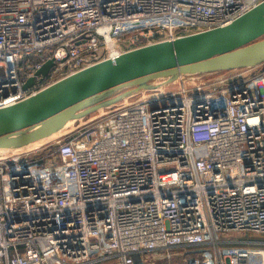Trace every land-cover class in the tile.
<instances>
[{
  "label": "built area",
  "instance_id": "built-area-1",
  "mask_svg": "<svg viewBox=\"0 0 264 264\" xmlns=\"http://www.w3.org/2000/svg\"><path fill=\"white\" fill-rule=\"evenodd\" d=\"M261 1L0 0V107ZM230 73L178 78L0 151V264H160L173 249L180 264H264V240L225 235L264 234V63Z\"/></svg>",
  "mask_w": 264,
  "mask_h": 264
},
{
  "label": "water",
  "instance_id": "water-1",
  "mask_svg": "<svg viewBox=\"0 0 264 264\" xmlns=\"http://www.w3.org/2000/svg\"><path fill=\"white\" fill-rule=\"evenodd\" d=\"M264 63V0L230 23L126 50L66 75L27 98L0 107V151L26 147L135 93L196 74ZM49 58L23 84L45 78Z\"/></svg>",
  "mask_w": 264,
  "mask_h": 264
},
{
  "label": "rangeland",
  "instance_id": "rangeland-1",
  "mask_svg": "<svg viewBox=\"0 0 264 264\" xmlns=\"http://www.w3.org/2000/svg\"><path fill=\"white\" fill-rule=\"evenodd\" d=\"M230 72L231 71H222V72L190 75V76L186 77V81H187V83H189V85H191V83H193L194 81H197V80H202L204 82H212L217 77H232V74ZM77 122H79V121L69 123L68 126L67 127L64 126L60 132L68 131L69 128L71 129V127L76 126ZM60 134H62V133H60ZM57 136H59V134H57V133L53 135L54 138H56ZM41 140H43V139H40V141ZM50 140H52V139H50ZM44 143H46V142H34L31 145H28L26 147L16 149V150L14 149V150H15V152H23L25 150H28V149H31L34 147H39ZM49 145L50 146L54 145V143L53 142L48 143V144L44 145V148H47L46 146H49ZM53 147L54 146H51L48 148H53ZM38 150H41V149L39 148ZM225 235H227L232 240L233 239H236V240H264V234L263 233H255L252 231H238V230L236 231V230H233V231L227 232ZM235 244H237V243H229L228 245H235ZM190 249L193 250V248H190ZM181 259H182V251L179 249H173V250H171L170 257H167V259H163L162 261H160V264H180Z\"/></svg>",
  "mask_w": 264,
  "mask_h": 264
},
{
  "label": "crops",
  "instance_id": "crops-1",
  "mask_svg": "<svg viewBox=\"0 0 264 264\" xmlns=\"http://www.w3.org/2000/svg\"><path fill=\"white\" fill-rule=\"evenodd\" d=\"M71 122H75V121H71ZM71 122H69V123H71ZM69 123H67V125H66L65 127H67ZM61 133L63 134L64 132H61ZM55 134H56V133H55ZM57 134H60V132H58ZM53 135H54V134H53ZM53 135H51V136H49V137H46V138H43V140H45V139L48 138L47 141H49L50 139H53V138H54ZM43 140H41V141H43ZM39 141H40V140H39ZM47 141H45V142H47Z\"/></svg>",
  "mask_w": 264,
  "mask_h": 264
},
{
  "label": "bare ground",
  "instance_id": "bare-ground-1",
  "mask_svg": "<svg viewBox=\"0 0 264 264\" xmlns=\"http://www.w3.org/2000/svg\"><path fill=\"white\" fill-rule=\"evenodd\" d=\"M71 121H74V120H71ZM71 121H68L67 123H69V122H71ZM67 123H66V125H67ZM65 125V126H66ZM61 133V132H60ZM60 135V134H59ZM43 139V138H42ZM48 140V138L47 139H45V140H43V141H36V142H45V141H47ZM48 142V141H47ZM35 148H37V147H34V148H31V149H28V150H25V151H29V150H33V149H35Z\"/></svg>",
  "mask_w": 264,
  "mask_h": 264
}]
</instances>
